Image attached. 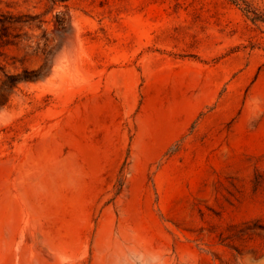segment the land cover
<instances>
[{
  "label": "rangeland",
  "instance_id": "obj_1",
  "mask_svg": "<svg viewBox=\"0 0 264 264\" xmlns=\"http://www.w3.org/2000/svg\"><path fill=\"white\" fill-rule=\"evenodd\" d=\"M246 3L0 0V264H264Z\"/></svg>",
  "mask_w": 264,
  "mask_h": 264
},
{
  "label": "clouds",
  "instance_id": "obj_2",
  "mask_svg": "<svg viewBox=\"0 0 264 264\" xmlns=\"http://www.w3.org/2000/svg\"><path fill=\"white\" fill-rule=\"evenodd\" d=\"M129 257V264H156L154 258H149L148 260H145L143 256L137 255L135 253H129Z\"/></svg>",
  "mask_w": 264,
  "mask_h": 264
},
{
  "label": "trees",
  "instance_id": "obj_3",
  "mask_svg": "<svg viewBox=\"0 0 264 264\" xmlns=\"http://www.w3.org/2000/svg\"><path fill=\"white\" fill-rule=\"evenodd\" d=\"M236 2V1H235ZM247 4V3H246ZM246 14L251 18L254 22L262 21L264 22V17L259 15L256 10L252 9V7L247 4V7L245 8Z\"/></svg>",
  "mask_w": 264,
  "mask_h": 264
}]
</instances>
